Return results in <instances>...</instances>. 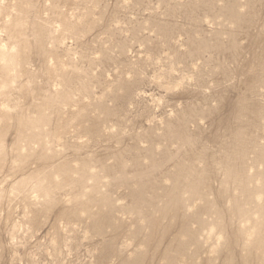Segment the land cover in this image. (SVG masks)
<instances>
[{
	"label": "rangeland",
	"instance_id": "1",
	"mask_svg": "<svg viewBox=\"0 0 264 264\" xmlns=\"http://www.w3.org/2000/svg\"><path fill=\"white\" fill-rule=\"evenodd\" d=\"M0 264H264V0H0Z\"/></svg>",
	"mask_w": 264,
	"mask_h": 264
}]
</instances>
